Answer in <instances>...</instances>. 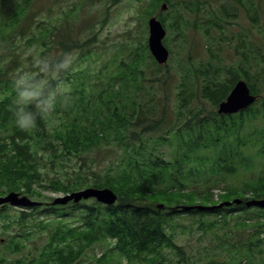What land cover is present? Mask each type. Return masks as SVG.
<instances>
[{
  "label": "trees",
  "instance_id": "obj_1",
  "mask_svg": "<svg viewBox=\"0 0 264 264\" xmlns=\"http://www.w3.org/2000/svg\"><path fill=\"white\" fill-rule=\"evenodd\" d=\"M12 1L0 0V10ZM16 4L19 12L0 21V49L10 47L11 40L6 39L11 38L8 27H16L24 20L23 35L32 28L35 14L29 1ZM251 19L258 21L257 16ZM162 22L166 26L164 17ZM54 27L53 20L43 19L37 23V31L30 30L28 38L43 45L40 57L58 56L72 47L58 41L61 51L51 53L57 50L50 39ZM178 30L181 32L182 28ZM138 61L131 60L128 68L122 70L120 85L107 83L98 90L87 89L83 75H72L71 70L62 72L50 81L51 87L60 88L51 119L41 121L31 132L19 129L12 121L7 109L12 78L6 77L0 64V193L15 190L34 197L41 195L38 188L67 193L93 186L110 187L118 194L112 205L94 198L65 204L39 199L43 202L40 205L5 215L4 228L9 237L0 241L4 248V252L0 251V264H79L87 251L97 245L103 251L95 256L96 264H112L114 257L117 264H125V260L128 264H193L190 252L172 233L176 218L189 214L196 215L202 234L215 243L209 248L217 250L213 257L219 264H264V208L247 205L248 200L264 198V176L242 190L226 185L216 193V187L208 188L216 176L234 174L240 160L245 166L252 161L242 144L247 147L250 142L261 141L264 132L257 137L244 136L242 130L252 119H264V96L249 83L259 98L236 114H220L217 109L202 114L197 108L182 123L179 115L171 121L161 101L156 100L159 112L152 110L150 103L154 98L146 90L125 89L129 79L137 83L143 73ZM232 70L229 82L204 90L216 107L241 78ZM246 74L250 79L248 71ZM247 75L244 79L249 82ZM180 96L178 113L184 116L183 108L188 103L187 98ZM258 131L256 127L250 134ZM163 141L172 144V159L165 150L161 151ZM110 146L117 148L115 158L108 159L105 165H96L95 150ZM200 172H207V186L188 189L189 173ZM233 198L242 201L218 206ZM8 207L2 206L0 212L8 213L4 212ZM43 235L42 246L33 241L30 255L13 259L29 247L33 238ZM206 264L216 262L210 260Z\"/></svg>",
  "mask_w": 264,
  "mask_h": 264
},
{
  "label": "rangeland",
  "instance_id": "obj_2",
  "mask_svg": "<svg viewBox=\"0 0 264 264\" xmlns=\"http://www.w3.org/2000/svg\"><path fill=\"white\" fill-rule=\"evenodd\" d=\"M13 1L0 10V21L3 17L15 16L19 12L16 1L20 4L25 0ZM28 1L31 12L35 14L32 28L29 27L23 35L24 20L16 27H8L7 32L11 38L6 39L11 40L10 47L0 49V64L5 69L6 77L12 78L13 73L30 65L33 55H41V42L37 39L30 40L28 36L31 34L30 30L37 31L36 26L40 20L51 19L55 27L50 39L57 48L51 53L61 51V43L58 41L72 45L68 51L74 52L76 59L70 73L83 75V79L87 81V89L94 87L98 90L107 83L120 85L118 77L122 70L128 68L127 64L131 63V60L139 59L137 66L143 73L139 74L137 83L129 79L125 89L146 90L147 94L154 98L150 103H153L152 110L158 113L160 106L156 100L161 101L167 110L168 120H175L177 115L180 121L184 120L191 113L194 114L192 110L197 108L202 110V114L218 109V106L213 105L211 99L205 96L204 90L229 82L233 74L229 73L231 69L235 74H240L241 78L246 77L244 74L247 75L248 71V83L264 96V0H170L171 3L166 0ZM164 2L169 4L167 9H161ZM225 12L232 15H226ZM155 14L161 20L164 17L168 30L164 42L170 49V56L166 64L156 61L148 44L149 18ZM252 16H257L258 21H253ZM178 28H182V31ZM76 44L80 46L77 47ZM64 89L70 88L65 86ZM180 94L187 98L188 103L183 108L184 116L178 113L179 99H182ZM246 125L242 130L244 136L257 137L261 131L264 132L263 116L252 119ZM256 127L259 129L258 133L250 134ZM156 139L159 140L158 136ZM163 142L161 151L165 150L168 158L172 159V144ZM250 143L247 147L242 144L244 153L252 158L248 166L240 160L234 174L216 176L215 183L208 188L216 187V193L226 185L242 190L248 183L264 176V138L251 145ZM116 149L110 146L95 150L93 158L96 165H105L108 159L115 158ZM189 174V179L186 180L188 189H202L207 186V172ZM37 190L41 195L31 197L49 203L65 195L63 191L52 189ZM246 196L249 197V194ZM21 209L10 206L4 211L8 213L3 215L0 212V241L9 237V231L4 228V218L8 214L16 215ZM196 218V215L192 214L177 217L173 222L172 233L178 243L190 252L193 264H206L210 260L219 264L220 261L213 257L217 250L209 248L214 247L215 243L202 234ZM35 238L28 248L16 253L18 255L13 256V259H22L23 254L30 255L34 249L33 241L41 246L44 244V235ZM241 238L239 236L238 240ZM0 251L4 252L1 246ZM102 251L100 245L91 248L79 264H96L95 256H100ZM168 254L178 258L173 253ZM111 262L117 264L118 259L114 257ZM257 263L260 264L259 261Z\"/></svg>",
  "mask_w": 264,
  "mask_h": 264
},
{
  "label": "clouds",
  "instance_id": "obj_3",
  "mask_svg": "<svg viewBox=\"0 0 264 264\" xmlns=\"http://www.w3.org/2000/svg\"><path fill=\"white\" fill-rule=\"evenodd\" d=\"M75 59L76 54L71 51L54 57L33 55L30 65L12 74L13 91L7 109L16 127L31 132L41 121L51 119L60 88L51 87L50 81L73 69Z\"/></svg>",
  "mask_w": 264,
  "mask_h": 264
},
{
  "label": "water",
  "instance_id": "obj_4",
  "mask_svg": "<svg viewBox=\"0 0 264 264\" xmlns=\"http://www.w3.org/2000/svg\"><path fill=\"white\" fill-rule=\"evenodd\" d=\"M167 8L168 4L164 2L161 9ZM166 34L167 29L161 19H159L158 15L151 16L149 18L148 44L152 55L160 64H166L170 56V50L164 43ZM257 98L258 95L252 93L248 82L245 79H239L236 81L227 98L220 102L218 112L223 114L237 113L240 110L248 108ZM83 198H96L99 202L112 205L116 203L118 195L109 187L99 188L90 186L67 193L64 196H59L55 198L54 204H65L71 200L78 202ZM241 201L240 198H235L233 201H224L220 203L219 206L230 205L233 202L240 203ZM4 203H11L12 205L21 207L40 204L39 201L31 199L27 195H21L20 192L16 191H11L7 195H0V204ZM247 205H258L264 208V198L248 200Z\"/></svg>",
  "mask_w": 264,
  "mask_h": 264
}]
</instances>
